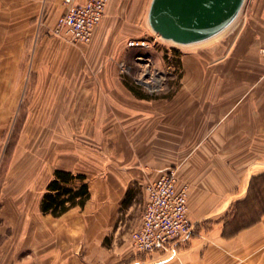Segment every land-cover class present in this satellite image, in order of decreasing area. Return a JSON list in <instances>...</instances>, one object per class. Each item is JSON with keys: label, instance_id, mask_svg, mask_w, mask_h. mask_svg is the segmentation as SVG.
Here are the masks:
<instances>
[{"label": "crops", "instance_id": "0c3cea01", "mask_svg": "<svg viewBox=\"0 0 264 264\" xmlns=\"http://www.w3.org/2000/svg\"><path fill=\"white\" fill-rule=\"evenodd\" d=\"M150 1H111L84 45L53 32L62 0H0L2 85L5 66L26 68L10 54L30 38L21 84L33 85L34 102L0 188V264H264V0H246L219 37L179 47L173 92L139 97L121 78L119 54L131 50L119 40L140 22L134 6ZM3 93L0 116H9L15 98ZM30 132L32 156L15 159ZM55 170L83 175L89 188L85 206L59 218L40 210ZM168 170L188 187L193 229L166 252L142 254L130 238L145 186Z\"/></svg>", "mask_w": 264, "mask_h": 264}, {"label": "rangeland", "instance_id": "374dc122", "mask_svg": "<svg viewBox=\"0 0 264 264\" xmlns=\"http://www.w3.org/2000/svg\"><path fill=\"white\" fill-rule=\"evenodd\" d=\"M147 9L148 6L146 5L142 6V9L141 6H134V14L140 17V22H138V25L132 27L131 25H127V27L132 29L130 30L131 35L127 36V40L126 38L123 40H119V44L124 45V47L126 45V52L127 49H129V51L131 50L128 54H125L124 50H122L119 54V60H127V62L121 64V78H123L124 82L128 84L126 86L128 88H132L134 92L131 91V89L129 88L130 91L138 95L139 97L148 96L151 93L149 92V90L153 89L154 87L159 89H155L150 95H159L163 92H173L177 88L179 78V64L181 55L183 54V49H180L179 47L174 46L170 43L161 41L157 35L150 31L146 23ZM61 14L62 13H60L56 17V20ZM56 20L54 21V26L56 24ZM31 25H33L32 22H27V29L25 30L27 38L29 37V32L32 28ZM54 26L52 27V29L54 28ZM135 32L138 33L135 35ZM112 40L114 39L111 38L109 40L110 43H114L112 42ZM132 40H145L150 44V47H130L129 42ZM66 42L71 44H89L73 43L69 40H67ZM106 43H108V41ZM30 53V38H28L25 41V46L21 48L20 53L16 50L15 53L10 54L11 60H14L15 62L18 60L17 65L21 61H23L26 65V68L24 70H18L17 68L14 69V66H9V69L5 66L4 71H6L9 76L8 81L10 84L8 85H2L3 78L1 77L3 72L0 67V96H2V94H4L3 92H5V96H14L15 98V100L13 99L10 101V107H8V109L6 110L9 111V116H0V188L3 185L4 176L7 172V167L12 159L11 157H13V154L15 152L18 139L21 136V130L23 128L22 126L24 123L25 114H28V108H32L34 104L32 99H29V92L31 91V88L33 89V85L29 83V86L27 87L26 85L21 84V73L26 75L25 82H27L28 80V66L29 60H31ZM147 54H153L152 56L154 57V59H156L158 56H162L163 60H161V62L163 61L165 67L159 65L160 62L159 64H155L154 61H152L153 59H151L152 56H146ZM135 57L137 58L136 62L134 61ZM1 61L2 60H0V63ZM168 77H171V79L165 81V88H162L161 82L156 83V81H159L161 78H164L166 80ZM19 80L20 83H17ZM5 89L8 90L9 94L6 92ZM21 89L24 90V96L21 97L20 100H17V97L19 95L18 92ZM13 90L14 93L12 94ZM2 107H4L3 102L0 101V110L2 109ZM23 136L24 141L22 140L19 151L16 152L15 159H24L25 156L30 157L33 154L35 134H33L32 132L27 133L26 135L22 133V137ZM136 191H134V193ZM141 196L142 193L140 197ZM126 199H128V197H126Z\"/></svg>", "mask_w": 264, "mask_h": 264}, {"label": "built area", "instance_id": "2783aa9c", "mask_svg": "<svg viewBox=\"0 0 264 264\" xmlns=\"http://www.w3.org/2000/svg\"><path fill=\"white\" fill-rule=\"evenodd\" d=\"M113 0H63V13L53 32L73 43H90ZM130 47H150L145 40H132ZM264 64V46L258 51ZM188 188L179 186L175 171L168 170L145 186L140 224L131 232V246L142 254L163 253L186 241L193 225L188 218Z\"/></svg>", "mask_w": 264, "mask_h": 264}, {"label": "water", "instance_id": "95a60500", "mask_svg": "<svg viewBox=\"0 0 264 264\" xmlns=\"http://www.w3.org/2000/svg\"><path fill=\"white\" fill-rule=\"evenodd\" d=\"M246 0H151L146 17L150 31L177 47L205 44L226 32Z\"/></svg>", "mask_w": 264, "mask_h": 264}, {"label": "trees", "instance_id": "16d2710c", "mask_svg": "<svg viewBox=\"0 0 264 264\" xmlns=\"http://www.w3.org/2000/svg\"><path fill=\"white\" fill-rule=\"evenodd\" d=\"M130 89L133 91L132 88ZM88 199L89 188L83 175L55 170L42 196L40 210L43 215L59 218L72 208L82 209Z\"/></svg>", "mask_w": 264, "mask_h": 264}]
</instances>
